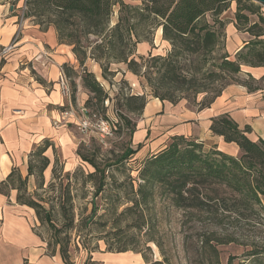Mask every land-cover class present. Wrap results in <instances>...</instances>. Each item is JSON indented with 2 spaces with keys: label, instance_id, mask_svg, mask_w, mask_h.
I'll return each instance as SVG.
<instances>
[{
  "label": "trees",
  "instance_id": "1",
  "mask_svg": "<svg viewBox=\"0 0 264 264\" xmlns=\"http://www.w3.org/2000/svg\"><path fill=\"white\" fill-rule=\"evenodd\" d=\"M232 1L238 4V28L242 29L246 25L255 39L237 53L235 60L229 59L225 54L215 58L213 54L225 27L220 16ZM254 4L253 0H26L25 16L44 29L53 26L59 41L72 46L80 68L77 70L70 64H64L63 68L70 78L72 75L81 77L84 88L90 93L86 107L93 101L103 104L106 98L100 81L88 68V61L100 64L104 78L115 74V71H111L114 63H124L129 71L138 75L142 68H146L145 61L148 58L137 55V45L143 41L153 43L155 31L161 28L162 38L170 43V49L164 56L150 55L152 61L160 64L159 72L164 71L170 75L171 82L175 83L178 78L188 83L207 78L224 82L212 97H208L209 92L205 87L194 89L195 97L201 93L207 94L200 102L202 109L209 106L226 86L238 81L237 76L242 65L264 66V39L261 38L264 36V15ZM116 6L120 7L118 21L112 25ZM250 15H257V21L251 23ZM191 63H196L197 66L191 68ZM71 86L72 101L76 104L78 84L73 81ZM176 88L181 90V87ZM154 97L172 103L183 98L179 95H162L158 88L154 91ZM123 98L130 112H144L147 104L144 94L131 93L123 95ZM135 101L139 103L136 107L133 104ZM124 120L127 124H132L127 118ZM118 124L122 126L121 123ZM210 130L214 135L223 136L226 142L236 143L241 155H229L219 150L216 145L206 149L204 142L185 135H173L164 149L150 155L144 162L140 170L143 182L139 184L135 197L130 200L133 204L126 207L125 211L141 209L139 215L143 218L142 208L157 191L166 194L178 208L192 214H209L216 225L233 216L238 222H248L252 213L264 211V140H252L248 136L251 128H240L227 115L212 119ZM50 146L51 142L46 140L29 155L28 176L36 175L40 186L45 183L44 172L50 165V159L45 155ZM140 148L141 145L137 149L127 148L117 164L131 158ZM78 154L95 169L88 175H99L96 191L98 194L106 185L107 168L114 164L101 167L84 156L80 148ZM57 162L58 158L53 173ZM67 173L70 175V172ZM28 176L24 178L17 169H13L7 180L0 184V191L17 189L18 203L32 207L40 221L56 228L51 211H45L44 216L40 209L41 204L31 196ZM96 209L94 206L93 211ZM214 240L209 237L201 242L209 248L212 256L219 259ZM225 242L228 241L219 243ZM128 251L132 250L126 245L109 247V252L112 253ZM60 252L65 262L70 264L67 249L62 248ZM248 255L251 260L245 264H264V247H256ZM142 256L145 264L167 263L166 260L150 261L143 253Z\"/></svg>",
  "mask_w": 264,
  "mask_h": 264
},
{
  "label": "rangeland",
  "instance_id": "2",
  "mask_svg": "<svg viewBox=\"0 0 264 264\" xmlns=\"http://www.w3.org/2000/svg\"><path fill=\"white\" fill-rule=\"evenodd\" d=\"M254 3V7L262 12L264 4L255 1ZM251 17L257 19L256 15ZM117 20V14L114 12L111 24L114 25ZM159 32L161 35V28ZM224 35L225 27L221 41L213 54L215 58L224 53ZM167 53L168 51L160 47L158 53L143 55L148 58L145 61L147 69L142 68L138 75L129 71L124 63H114L111 65V71H115V74L104 78L100 64L88 61V68L100 81L106 98L103 104L93 101L87 108L107 118L116 127L119 126L118 122L122 125L118 130L114 129L115 133L106 143H101L93 136L82 137L78 133V149L80 148L84 156L94 160L101 167L114 164L107 168L106 185L103 190L96 193L99 175L89 176L88 174L95 169L80 156L79 166L68 175L62 166L59 151L58 154L55 153V159L58 158L56 170L51 176L45 174L44 185L40 186L36 175L30 179L28 189L31 196L41 204L40 209L44 216L45 211H51L56 227L52 228L48 223L38 219V232L46 239L50 249L66 248L70 264H101V261L94 260L93 257L108 253L109 247L116 248L120 245H126L135 251V264H145L142 253L150 261L166 260V264H245L251 260L248 253L252 249L264 247L262 210L259 213H252L248 222L242 220L238 222L233 216L223 219L222 224L216 225L209 214L195 212L192 214L178 208L166 194L157 191L142 208L143 218L139 215L141 209L125 211L126 207L133 204L130 200L135 197L139 184L143 182L140 170L149 157V151L151 152L149 148L153 142L151 139L154 137L158 144L157 148H160L166 146L171 138L163 125L156 124V120L162 117H159L161 112L155 115V125H152L151 131L155 136L137 133L142 120L147 118H143V113L130 112L126 106L127 102L123 95L134 94L130 85L131 80L139 85L135 92L144 94L147 102L155 98L154 91L158 88L162 95L183 97L177 103L165 100L168 104L171 103L175 107L184 104L191 109L199 108L200 102L207 95L201 93L195 97L194 89L205 87L209 92L208 97H212L224 84L222 80L212 81V78L190 83L178 78L177 83L171 82V76L164 71L159 72L160 64L150 59V55L164 56ZM137 60L140 59L137 57ZM195 65L196 63L189 64L191 68ZM70 81H76L78 88L79 83H82L78 75H72ZM176 86L181 87V90ZM84 92L85 97H90L87 89L84 88ZM133 104L136 107L139 103L135 101ZM124 118L130 120L132 124H127ZM156 143H152V147ZM138 145H141L138 152L124 160L122 164H117L127 148L137 149ZM213 145L210 142L206 143V149ZM240 155L241 153L238 157ZM94 206L97 207L96 211H93ZM262 206L264 207V197ZM209 237L215 239L213 243L217 245L219 259L212 256L209 248L203 246L201 242ZM222 241L228 242L219 243Z\"/></svg>",
  "mask_w": 264,
  "mask_h": 264
},
{
  "label": "crops",
  "instance_id": "3",
  "mask_svg": "<svg viewBox=\"0 0 264 264\" xmlns=\"http://www.w3.org/2000/svg\"><path fill=\"white\" fill-rule=\"evenodd\" d=\"M25 4L26 0H0V184L7 180L13 169L26 178L30 153L46 140L51 142L45 153L50 165L44 177L45 174L51 176L58 151L65 171L75 170L80 162L77 119L69 118L58 128L54 125L62 112L69 109V102L57 84L60 68L70 64L79 70L80 63L72 46L59 41L53 26L44 29L23 14ZM237 6L236 1L230 2L220 16L225 22L223 54L231 60L255 39L246 25L238 28ZM119 9V6L115 7L117 18ZM251 16V23L257 21L258 17L253 19ZM11 44H14L13 49L4 54L3 49ZM160 47L168 51L170 43L163 40L158 29L153 43H138L137 55L158 53ZM46 54L50 55L51 61L45 60ZM237 79L202 109H191L184 104L175 107L165 100L152 98L143 112V118L147 120H142L137 133L155 136L151 130L155 115L161 112L159 117H162L156 124L163 125L170 136L185 135L205 144L210 142L219 150L238 156L241 150L236 143H228L223 136L211 132L212 119L227 115L240 128L250 127L248 136L252 140H264V66L244 64ZM131 81L132 92L139 93L135 92L139 85ZM85 95L83 83H79L74 107H86L89 97ZM151 140L156 143L154 137ZM152 143L149 156L165 148H157V143L152 147ZM28 177L29 184L32 176ZM17 196V189L0 191V264H67L60 250L50 249L38 232L35 210L18 203ZM93 259L101 264H135V252L101 253Z\"/></svg>",
  "mask_w": 264,
  "mask_h": 264
},
{
  "label": "built area",
  "instance_id": "4",
  "mask_svg": "<svg viewBox=\"0 0 264 264\" xmlns=\"http://www.w3.org/2000/svg\"><path fill=\"white\" fill-rule=\"evenodd\" d=\"M27 6L25 4L23 14L25 13ZM14 44L9 45L3 49V53L6 54L11 51ZM45 60L51 61L50 55L46 54ZM57 84L69 102V109L65 110L61 114V118L54 122L55 127H60L63 122L69 118L77 119V128L82 137H95L101 143H106L107 140L113 136L114 129L117 127L111 123L107 118L103 117L97 112L90 111L87 107L76 108L72 101V86L69 76L66 74L63 67L60 68Z\"/></svg>",
  "mask_w": 264,
  "mask_h": 264
},
{
  "label": "water",
  "instance_id": "5",
  "mask_svg": "<svg viewBox=\"0 0 264 264\" xmlns=\"http://www.w3.org/2000/svg\"><path fill=\"white\" fill-rule=\"evenodd\" d=\"M253 1L264 4V0H253Z\"/></svg>",
  "mask_w": 264,
  "mask_h": 264
}]
</instances>
